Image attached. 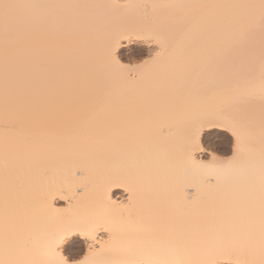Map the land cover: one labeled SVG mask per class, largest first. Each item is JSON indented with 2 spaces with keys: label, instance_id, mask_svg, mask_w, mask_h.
<instances>
[{
  "label": "bare ground",
  "instance_id": "6f19581e",
  "mask_svg": "<svg viewBox=\"0 0 264 264\" xmlns=\"http://www.w3.org/2000/svg\"><path fill=\"white\" fill-rule=\"evenodd\" d=\"M94 2L123 9L131 0ZM197 2L258 5L260 0ZM73 3L78 5L0 0V261L42 264L35 242L70 230L56 245L68 264H150V258H166L173 250L184 264H264V101L253 92L260 83L259 8L179 13L173 7L167 31L157 24L160 30L76 38L55 29L74 14ZM6 4L39 6L5 9ZM250 23L254 33L242 37ZM213 24L236 42L232 55L242 78L217 80L196 71L220 47ZM205 32L200 47L191 49L190 42ZM134 41L145 57L141 65L151 64L138 74L121 60ZM189 49L198 59L190 61ZM249 67H255L252 81L245 79ZM187 83L217 85L214 103L186 117L171 108L167 118L172 100L160 104L159 99L156 114L141 102L147 90H155L152 85L172 93ZM237 89L245 98L233 103ZM234 122L246 129L239 143ZM210 129L232 136V156L220 158L205 149L202 138ZM236 169L245 174L234 175Z\"/></svg>",
  "mask_w": 264,
  "mask_h": 264
},
{
  "label": "rangeland",
  "instance_id": "374dc122",
  "mask_svg": "<svg viewBox=\"0 0 264 264\" xmlns=\"http://www.w3.org/2000/svg\"><path fill=\"white\" fill-rule=\"evenodd\" d=\"M90 1H91V4L89 3V5H88L86 3L83 5L80 2V0H76V2H78V5L73 3L76 7L74 5L71 6L72 4H70V6L72 7V11L74 10V14H72V15L68 14L67 16H65L66 17V19L64 21L65 23H64V25L60 26V28L63 26H64V28H62L61 30H59L60 29L59 27L57 29V26L60 25L59 24L60 22H56L55 29L57 31H61V32L64 31L62 33V35H64V33H65L64 36H66V37H76V38L84 37V36L85 37H91V38H93V37L94 38H96V37L100 38V37L108 36V34L110 35L112 32H113L112 34H119L117 32L122 33L125 31L128 32V31H134V30H135L134 32H137V31H140L141 29L143 30V31L141 30V32H146V31H148V28H149V30H152V31L154 29L160 30L159 28H161V27L159 25H161L162 27L167 25V22H169L167 20H170V16L173 14V12L172 11L170 12L169 10L175 9L173 7H171L173 9H171L170 7H167V5H170V3L174 0H172L171 2H170V0H131V2L128 4V6L126 8H123V9H118V8L117 9L116 8H112V9L107 8L106 9L105 7H101V5L98 6L99 4H102V2H94V4H92L93 0H90ZM165 1H168V2H165ZM185 1L183 2V4L190 3V1L188 3H185ZM194 2L199 3V2H197V0H194L192 3H194ZM173 3H171V5ZM174 4H177V3L175 2ZM94 7H96V8H94ZM102 8H104V11L101 10ZM140 8L142 11L140 10ZM80 9H82V10H80ZM94 9H95V11H94ZM184 9L182 8L183 11H184ZM92 10H93V13L95 14L93 16L96 17V18L93 17L94 18V19L92 18L93 20L91 19L92 16L90 17V15H92V14L88 15L89 12L91 13ZM182 10H181V8L175 9V11L179 12V13H183ZM194 10L195 9H193V11ZM79 11H81V12L84 11L85 14H87V16H89V17L88 18L85 17L86 15L85 16H84V14L82 15V13ZM86 11H87V13H86ZM96 11H98V12L101 11V14L97 12V14L100 15L98 18H97L98 15H96V13H95ZM191 11H192V9H191ZM102 12H103V14H102ZM78 13H79V15L81 14L82 16L81 15L79 16ZM170 13H172V14H170ZM162 14H165V16L167 15L166 17H169V18L165 19V16H163ZM89 18H90V20H89ZM161 19H163V20L165 19L164 21L166 23L163 21L165 23L164 25H163ZM56 21H58L57 17H56ZM159 21L161 23H159ZM141 22H142V24H141L142 26L139 27ZM152 24H154V25L152 26ZM157 24H159V25H157ZM150 26H152V27H150ZM168 26L170 27L169 24H168ZM161 30L167 31V30H169V28L166 27V28H162ZM88 33H89V35H88ZM190 43H192V42H190ZM138 44L139 43L134 41L131 45H129V48L127 50L125 49L122 51V55H121V60H122L123 64H125L124 66L125 67L128 66L127 67L128 70L130 69L131 70V71L129 70L130 73H133V74H138L141 69H144V67L147 66V65H145V63L141 65V63H143V61L145 60L144 59L145 57H144V55L139 54V50H140L139 45L140 44L139 45ZM191 51H192L191 54H193L195 49H194V51L193 50H191ZM192 56H193V58L191 57L192 59H190L191 62L194 61L195 58L198 59L197 58L198 56H196L194 54ZM137 65H139V67ZM130 66H132V67H130ZM133 66H135V67H133ZM140 66H142V67H140ZM149 67H151L150 63L147 66V68H145V69H148ZM134 68L136 70H134ZM138 69H140V70H138ZM152 86H154L155 90L152 87H151V90L150 89L147 90V91H149V93L145 94L146 97L145 96L142 97L143 99L141 102L144 105L145 109H151V110L153 109V112H155L154 114H156V109L159 106H161V105H158V106L156 105V103L159 102V99L160 100L162 99L163 101H168V100L171 101L172 100L175 103H173V102L170 103V104H173L174 106L170 105L169 108L167 109V111H166L167 118H168V115L171 116L173 113L177 112L174 110H178L179 113L182 114V117L189 116L190 114H192L191 113L192 111H194V113L196 112L195 114H199L201 111H203V108L205 107L206 104H207L206 106L210 105L209 102L213 104L214 100L217 98L216 97L217 92H216V88H215L217 85H215V86L214 85H193L192 83H187L185 85V87H184V85H177V86H180L179 87L180 90L178 89V91H173L171 88L172 93L174 92V94H172L171 91H169V92L166 91L167 89H165V88L156 89L157 87H155V85H152ZM156 86L163 87L162 85H156ZM152 90H154V91H152ZM159 91H161V92H159ZM182 92L185 93L184 96H183ZM214 92H216V93L214 94ZM140 93H141V90H140ZM180 93H182V94H180ZM211 94H212V96H211ZM180 95H182L183 97ZM162 100L160 101L161 102L160 104L163 103ZM201 101H202V103H200ZM164 103H166V102H164ZM174 107L176 109H174ZM171 108L173 111H171ZM169 110L172 112V114ZM187 110L189 111L188 113L186 112ZM168 112H170V113H168ZM176 114L178 117L181 116V114L180 115H178V113H176ZM165 115L166 114L164 113V116ZM202 143H203V146L205 147L206 150H209L212 153H215L220 158L227 159L230 156H232L233 138H232V136H230L225 131L215 130V129L206 130L203 134ZM240 186H242V185H240ZM220 187H224V186H220Z\"/></svg>",
  "mask_w": 264,
  "mask_h": 264
},
{
  "label": "snow or ice",
  "instance_id": "6c2138e0",
  "mask_svg": "<svg viewBox=\"0 0 264 264\" xmlns=\"http://www.w3.org/2000/svg\"><path fill=\"white\" fill-rule=\"evenodd\" d=\"M39 5H4L5 9L18 8V7H38ZM64 6V5H60ZM167 7H177V8H192L196 10H203L209 7L215 8H256L258 7L260 10L259 16V28L261 33V57L259 61V88L258 90H253V92H258L261 100L264 101V0H260L259 4H199V3H188V4H174L167 5ZM211 30H215L220 35V47L217 51L210 53L208 59L205 61L203 66H200L196 69V71H202L217 80H221L224 77H233L240 79L241 77V69L235 63L232 52L236 48V42L230 41L227 38L223 37L222 29L219 24H213L210 26ZM9 30L8 18L6 16V25L5 31ZM255 30V24L250 23L242 32L243 36L251 37ZM207 37V32L202 33L200 39L193 40L191 48L200 47L203 40ZM190 50V49H189ZM159 56V53H157ZM148 62L145 61V64ZM247 81H252L255 79V67H249L247 69V76L245 78ZM253 93H249L251 95ZM245 98L244 93L240 92L238 89L234 90L232 93V102L239 103ZM232 130L234 135H236L237 141L241 140L242 136L245 134L246 129L243 124L240 122H234L232 125ZM260 182H261V237L262 244H264V153L261 156V168H260ZM70 230H64L60 232L54 240H52V246H56L59 244L64 237L68 234ZM57 257L59 258L60 264H68L67 260L60 255V253L56 252ZM83 264V262H82ZM150 264H163V259L158 258H150Z\"/></svg>",
  "mask_w": 264,
  "mask_h": 264
},
{
  "label": "clouds",
  "instance_id": "9594fccd",
  "mask_svg": "<svg viewBox=\"0 0 264 264\" xmlns=\"http://www.w3.org/2000/svg\"><path fill=\"white\" fill-rule=\"evenodd\" d=\"M245 174V170L243 169H236L234 171V175L242 176ZM52 240L40 242L36 241L35 243L39 247L40 256L42 260V264H60L59 258L56 255L57 248L56 246H52ZM85 264V261H80L79 264ZM0 264H3L0 261ZM163 264H184V260L181 254L178 251L173 250L166 258H163Z\"/></svg>",
  "mask_w": 264,
  "mask_h": 264
}]
</instances>
